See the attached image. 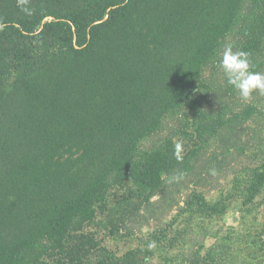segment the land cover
<instances>
[{
  "label": "rangeland",
  "instance_id": "obj_1",
  "mask_svg": "<svg viewBox=\"0 0 264 264\" xmlns=\"http://www.w3.org/2000/svg\"><path fill=\"white\" fill-rule=\"evenodd\" d=\"M137 1L142 3L136 7L137 11L147 7V13L142 12L146 25L144 33H147L156 10L151 0ZM82 2L84 0H0V20L20 18L26 11L36 9L58 16ZM248 3L249 0L243 1L241 11ZM134 9L129 10L134 14L129 12L130 19L124 22L126 26L105 25L96 29L100 39L83 58L92 74H101L102 85L97 84L99 87L109 86L112 79H118L122 81V89L133 93L128 96L136 102L138 93H146L137 104L140 109L134 107L131 110L135 105L132 103L124 108L130 109L131 115L121 117L129 124L127 132L133 139V149L123 151V143L112 140L114 136L122 138L119 132L113 135L106 127L93 129L91 137L98 143L96 150L99 147L101 150L91 155L90 162L103 172L109 166L113 168L107 173L106 184L109 186L103 197L93 203L91 217L77 230L64 234L58 243L42 242L43 247L41 242L37 243L33 249V256L39 260L37 264H98L99 248L112 253L115 264H264L263 179L258 181L254 197L249 199L250 184L257 181L259 174L263 175L260 163L263 162L264 117L262 114L256 119L243 118L244 105L255 102L261 95L263 105L262 102L257 104L264 110V94H251L247 99L239 96L236 100L223 95L217 88L211 92L206 90L202 111L222 112L220 117L223 118L222 122L217 120L210 124L197 117L202 107L196 102L188 101L169 108L165 100L167 89L158 92V97L152 95L157 91L154 75L158 72L166 76L174 60L176 72L198 70L196 64L191 69L187 67L192 63L191 49L195 47L191 45L188 51L183 49L181 54L175 52L168 56L166 45L156 54L154 46L146 44L150 38L145 44L143 40L135 41L128 29L138 31ZM114 10L111 11L112 20L122 15V10ZM52 19V15H47L42 23ZM53 33L56 34L54 30L48 31L46 40L31 41L48 48L56 42ZM197 37L192 36L191 42L195 43ZM8 39L6 33L0 35V210L13 215L12 220H8L10 229L19 238L28 239L31 234L45 230L44 221L31 214L26 217L28 209L21 217H16V208L11 205L15 198L4 195L1 189L5 184L28 185L32 167L43 169L42 160L31 163L38 156L31 144L17 145V140L29 133H23L22 127L74 120L92 128L102 125L103 121L99 116L89 115L90 108L95 109L93 101H86V107L78 103L83 92L67 80L64 81L65 88L61 89L62 94L65 90L63 97L60 93L52 103L41 99L42 94L48 93V89H44L48 82L60 77V73L50 79L42 78L46 79L43 82L38 75L37 85L28 87L22 81L23 75L22 78L8 75L7 65L15 63L10 56ZM133 41L134 45L131 44ZM143 44L146 45L144 50L139 48ZM73 48L79 49L76 45ZM50 53L57 54L55 49L48 50L47 54ZM29 56L31 60H37L35 56ZM54 58L63 63L67 61L60 54ZM257 72L264 74L263 69ZM203 75L214 87L221 80V74L212 72L210 76L207 69ZM49 103L51 107L47 108L44 104ZM69 105L73 107L71 110ZM234 112L239 118L232 117ZM206 126L215 129L206 131V140L200 142L197 128L205 129ZM77 131L71 129L73 133ZM177 145H180L179 150ZM146 163L149 167L140 170V165ZM12 177L17 181L10 183ZM39 183L34 182L35 185ZM205 204L216 208L224 206L225 209L216 213ZM20 206L27 208L25 203Z\"/></svg>",
  "mask_w": 264,
  "mask_h": 264
},
{
  "label": "trees",
  "instance_id": "obj_2",
  "mask_svg": "<svg viewBox=\"0 0 264 264\" xmlns=\"http://www.w3.org/2000/svg\"><path fill=\"white\" fill-rule=\"evenodd\" d=\"M129 1L84 0L80 6L69 7L58 16L47 13L45 10L36 9L26 11L20 18L10 17L4 21L0 20V35L4 33L8 35L11 44L10 56L15 60V63L6 67L8 75L13 78L23 75L22 81L28 87L30 84L37 85L36 76L38 75L41 76L40 81L43 82L46 79L42 78L50 79L60 73L61 79L56 76L55 79L48 82L47 88H44L48 89V93L42 94L41 99L44 102L52 103L54 98L63 97L65 90L62 94L61 89L65 88L64 81L67 80L72 84V87L80 88L83 92L79 96L78 103L86 107V101H93L95 109L90 108L89 115L99 116L103 121L102 125L92 128L90 125L74 122V120L68 123L62 121L22 127L23 133H29L24 134V138L17 140V145L28 146L31 144V147L35 148L38 153V156H35V162L33 158L31 163L35 164L37 160L38 162L42 160L43 169H40L39 166L32 167L28 175V178L31 177L28 185L18 187V185L5 184L6 186L1 189L4 195L15 198L11 205L16 208V217H21L22 213L28 209L26 217L30 214L37 217L38 220L44 221L46 227L43 231L31 234L28 239L19 238L13 229H10L11 224L8 220H12L10 218L13 215L0 210V264H37L39 260L33 256V249L37 243L41 242V247L44 246L42 242L58 243L64 234L77 230L83 222L91 217L92 205L103 197L109 186L106 184L107 173L113 169L109 166L103 172L96 167V164L90 162L91 155L101 150V147L96 150L98 143L91 137L93 129L100 130L106 127L113 135L116 134L114 132H119L123 140L118 136L112 137V140L117 143L122 142L123 151L130 152L133 149V139L127 132L129 124L123 122L122 118L131 115L130 109L133 110L134 107L140 109L137 104L145 98L146 93L144 91H141V94L138 93L136 102L135 98L131 99L128 96L133 93L122 89L121 80L112 79L110 82L113 83L109 86H106L107 84L104 87L97 85H102L101 74H92V69L83 59L85 54L91 53L90 50L100 39L96 29L105 25L126 26L124 22L130 19L129 12L133 13L129 10L135 7L133 11L137 14L138 24L136 27L138 26V31L128 28L135 41L143 40L145 44L146 40L150 38L146 44L154 46L156 54L163 45H166L168 56L175 52L181 54L183 49L188 51L191 49L190 46L194 45L195 48L191 49L194 57L191 59L190 66L187 67L191 69L196 64L199 67L198 70L176 72L174 60L172 69L166 76L158 72L155 73L154 86L157 91L152 95L158 97V92L163 93L162 90L167 89L168 95L165 100L169 104V108L179 107L188 101L196 102V105L202 107L199 109L197 117L200 116L202 119L208 120L209 124L217 120L222 122L223 118L220 117L222 112L212 111L216 114H210L202 111L205 106V102L202 100L206 90L211 92L212 89L217 88L223 95L236 100H239L240 96L227 83L223 71L218 66L219 59L227 46H231L233 51L243 50L249 53L251 71L264 70V0H249L245 11H241L244 0H151L156 12L153 14L147 33H144L146 25L142 16L143 11L147 13V7L143 6L141 10L137 11L136 7L142 5L141 1L131 0V3ZM147 3L148 1L145 4ZM112 9H115L114 11L122 10V15L112 20ZM47 15H52L54 19L42 23L43 18ZM153 29L154 31H151ZM51 30L56 33L52 34L56 42L50 44V47H40L31 41V39L46 40L48 31ZM59 34L62 36L58 37ZM194 35H198V37L196 42L192 43L191 38ZM73 39V44L79 49L73 48ZM59 41L70 45L60 44ZM135 41L131 44L134 45ZM144 44L139 45V48L144 50L146 47ZM51 49H55L57 54L64 55L67 61L63 63L62 60H56L54 57L57 54H47ZM29 55L35 56L37 60H31ZM166 68L167 66L164 69ZM206 69L210 70V76H212V72L221 74V80L215 87L203 75ZM126 81L130 82L129 79ZM97 86L98 88H96ZM26 92L30 93V91ZM259 93L257 90L252 94L258 96ZM59 94L60 96H58ZM258 102H262L263 105L262 95L256 97L255 102L244 105L243 118L256 119L262 114L264 117L263 106H258ZM50 103L44 105L49 108L51 107ZM132 103L135 104L132 108L124 109ZM69 107L70 110L73 108L72 105ZM235 113L232 117L239 118V115ZM114 119L117 120L113 122ZM218 125L219 123L216 127ZM209 127L197 128V138L200 142L206 140V131L213 132L215 129V127ZM71 129L78 131L73 133ZM87 160L89 161L87 162ZM131 164L133 165V162ZM260 165L263 167V175L259 174L257 181L250 184L249 199H252L258 191V181L263 179L264 182V140L263 162ZM88 166L90 167L88 168ZM148 167L149 165L146 163L141 164L139 168L143 170ZM92 172L95 174L93 175ZM11 180L17 181L16 177L10 178V183ZM37 181L40 183L35 185L34 182ZM21 203H25L27 208H21ZM205 205L216 213H222L225 209L224 206L216 208L208 204ZM0 209L2 208L0 207ZM7 216L8 218H5ZM99 251L98 264H115L112 253H106L107 251L103 248H99Z\"/></svg>",
  "mask_w": 264,
  "mask_h": 264
},
{
  "label": "clouds",
  "instance_id": "obj_3",
  "mask_svg": "<svg viewBox=\"0 0 264 264\" xmlns=\"http://www.w3.org/2000/svg\"><path fill=\"white\" fill-rule=\"evenodd\" d=\"M250 63L249 53L243 50L233 51L231 46L224 49L218 62L227 83L244 99L257 90L264 94V74L251 71ZM179 148L180 145H177V150Z\"/></svg>",
  "mask_w": 264,
  "mask_h": 264
}]
</instances>
